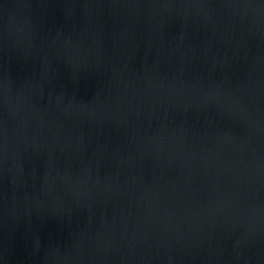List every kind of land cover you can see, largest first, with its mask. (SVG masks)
I'll use <instances>...</instances> for the list:
<instances>
[{
  "label": "water",
  "instance_id": "95a60500",
  "mask_svg": "<svg viewBox=\"0 0 264 264\" xmlns=\"http://www.w3.org/2000/svg\"><path fill=\"white\" fill-rule=\"evenodd\" d=\"M0 264H264V0H0Z\"/></svg>",
  "mask_w": 264,
  "mask_h": 264
}]
</instances>
